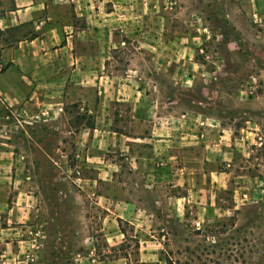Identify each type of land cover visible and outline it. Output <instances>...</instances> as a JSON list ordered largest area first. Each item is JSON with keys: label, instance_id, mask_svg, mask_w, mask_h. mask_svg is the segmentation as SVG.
Instances as JSON below:
<instances>
[{"label": "rangeland", "instance_id": "rangeland-1", "mask_svg": "<svg viewBox=\"0 0 264 264\" xmlns=\"http://www.w3.org/2000/svg\"><path fill=\"white\" fill-rule=\"evenodd\" d=\"M66 1L83 53L108 58L109 73L149 79L157 107L174 123H193L199 139L224 130L244 138L231 168L226 160L217 171L247 177L237 193L225 190L223 202L215 196L205 221L194 204L179 217L154 210L160 231L150 235L164 239H150L141 256L125 223L118 226L126 242H105L111 214L81 190L98 186L75 141L77 125L88 126L91 116L73 107L28 113L0 102V140L21 139L22 187L34 195L26 221L12 225L18 232L7 235L0 214V264H264V0Z\"/></svg>", "mask_w": 264, "mask_h": 264}, {"label": "crops", "instance_id": "crops-1", "mask_svg": "<svg viewBox=\"0 0 264 264\" xmlns=\"http://www.w3.org/2000/svg\"><path fill=\"white\" fill-rule=\"evenodd\" d=\"M0 2V62L4 66L0 102L28 113L54 112L60 107L66 112L73 107L81 117L91 116L88 126L83 121L77 125L75 141L84 145L80 157L95 170L98 184L82 185L81 190L92 191L96 205L112 216H106L112 219V232L105 233V242L112 246L126 242L118 226L125 223L140 244L138 253L145 256L150 239L158 245L164 239L150 235L160 231L156 226L161 218L154 210L166 211L167 218L179 217L194 204L197 216L205 221L215 196L223 202L227 188L234 189V194L242 189L247 176L218 172L217 165L227 160L223 164L231 168L229 163L245 139L227 130L212 139H199L193 123H174L169 112L157 107L149 79L136 77L133 70L122 76L109 73L108 58L83 53L81 44L74 41V14L68 1ZM20 141L0 140V214L7 235L19 231L12 225L26 221L28 200L34 197L22 187ZM222 175L229 179L223 182Z\"/></svg>", "mask_w": 264, "mask_h": 264}, {"label": "built area", "instance_id": "built-area-1", "mask_svg": "<svg viewBox=\"0 0 264 264\" xmlns=\"http://www.w3.org/2000/svg\"><path fill=\"white\" fill-rule=\"evenodd\" d=\"M3 68H4V66L0 62V71H2Z\"/></svg>", "mask_w": 264, "mask_h": 264}, {"label": "trees", "instance_id": "trees-1", "mask_svg": "<svg viewBox=\"0 0 264 264\" xmlns=\"http://www.w3.org/2000/svg\"><path fill=\"white\" fill-rule=\"evenodd\" d=\"M4 70V68L2 69V71ZM2 71H0V72H2Z\"/></svg>", "mask_w": 264, "mask_h": 264}]
</instances>
